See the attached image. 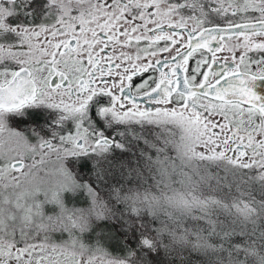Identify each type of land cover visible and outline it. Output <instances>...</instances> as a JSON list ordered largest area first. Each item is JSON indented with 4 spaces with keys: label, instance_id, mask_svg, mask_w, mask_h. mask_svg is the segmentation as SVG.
Segmentation results:
<instances>
[{
    "label": "snow or ice",
    "instance_id": "obj_1",
    "mask_svg": "<svg viewBox=\"0 0 264 264\" xmlns=\"http://www.w3.org/2000/svg\"><path fill=\"white\" fill-rule=\"evenodd\" d=\"M0 264H264V0H0Z\"/></svg>",
    "mask_w": 264,
    "mask_h": 264
}]
</instances>
